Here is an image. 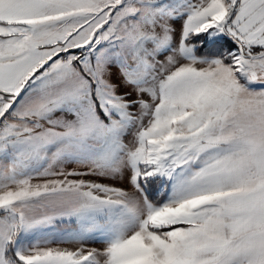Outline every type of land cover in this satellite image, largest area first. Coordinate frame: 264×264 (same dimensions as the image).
I'll return each mask as SVG.
<instances>
[{
    "label": "snow or ice",
    "instance_id": "snow-or-ice-1",
    "mask_svg": "<svg viewBox=\"0 0 264 264\" xmlns=\"http://www.w3.org/2000/svg\"><path fill=\"white\" fill-rule=\"evenodd\" d=\"M0 264H264V0H0Z\"/></svg>",
    "mask_w": 264,
    "mask_h": 264
}]
</instances>
